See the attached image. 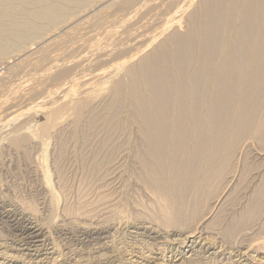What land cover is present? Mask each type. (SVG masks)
<instances>
[{"label":"rangeland","instance_id":"1","mask_svg":"<svg viewBox=\"0 0 264 264\" xmlns=\"http://www.w3.org/2000/svg\"><path fill=\"white\" fill-rule=\"evenodd\" d=\"M203 1L0 0V264H264L256 131L195 219L173 224L146 179L130 73Z\"/></svg>","mask_w":264,"mask_h":264},{"label":"bare ground","instance_id":"2","mask_svg":"<svg viewBox=\"0 0 264 264\" xmlns=\"http://www.w3.org/2000/svg\"><path fill=\"white\" fill-rule=\"evenodd\" d=\"M201 10L199 26L170 37L172 50L164 45L129 77L128 97L152 160L144 165L148 187L173 224L198 216L247 133L264 138L253 125L264 105V0H205ZM123 87L115 88L112 109ZM259 207L241 221H252Z\"/></svg>","mask_w":264,"mask_h":264}]
</instances>
